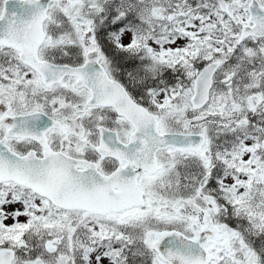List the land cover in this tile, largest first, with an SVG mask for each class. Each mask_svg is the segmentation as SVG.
Listing matches in <instances>:
<instances>
[{
    "label": "snow or ice",
    "instance_id": "snow-or-ice-1",
    "mask_svg": "<svg viewBox=\"0 0 264 264\" xmlns=\"http://www.w3.org/2000/svg\"><path fill=\"white\" fill-rule=\"evenodd\" d=\"M0 264H264V0H0Z\"/></svg>",
    "mask_w": 264,
    "mask_h": 264
}]
</instances>
